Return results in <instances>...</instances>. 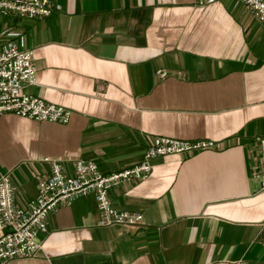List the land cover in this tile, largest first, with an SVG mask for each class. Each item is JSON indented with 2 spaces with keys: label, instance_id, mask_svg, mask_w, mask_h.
Wrapping results in <instances>:
<instances>
[{
  "label": "crops",
  "instance_id": "obj_1",
  "mask_svg": "<svg viewBox=\"0 0 264 264\" xmlns=\"http://www.w3.org/2000/svg\"><path fill=\"white\" fill-rule=\"evenodd\" d=\"M53 1L42 18L0 13V46L35 51L24 91L73 112L0 116V178L17 205L36 196L44 158L108 174L156 136L214 145L157 156L146 179L110 190L114 208L143 213L137 231L100 225L88 194L51 213L34 257L7 264H264V23L240 0Z\"/></svg>",
  "mask_w": 264,
  "mask_h": 264
},
{
  "label": "built area",
  "instance_id": "obj_2",
  "mask_svg": "<svg viewBox=\"0 0 264 264\" xmlns=\"http://www.w3.org/2000/svg\"><path fill=\"white\" fill-rule=\"evenodd\" d=\"M213 0H207L212 2ZM252 15L264 23V0H240ZM59 6L53 0H0V13L27 18L50 15ZM35 51L9 42L0 46V116L7 112L57 123H68L72 110L27 94L24 87L36 81ZM165 70H157L159 77ZM211 140H183L156 136L146 147L141 161L119 172L105 174L94 161L76 159L67 172L61 160L44 158L50 169L38 179V192L26 204L15 203V188L10 174L0 178V264L13 258L34 257L42 247L39 239L51 213L60 205L93 194L99 211V224L121 226L133 233L144 224L142 212L121 211L112 206L110 190L121 183L146 179L152 172V159L169 154H191L213 147ZM259 170L264 188V136L258 139Z\"/></svg>",
  "mask_w": 264,
  "mask_h": 264
}]
</instances>
